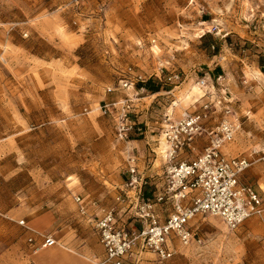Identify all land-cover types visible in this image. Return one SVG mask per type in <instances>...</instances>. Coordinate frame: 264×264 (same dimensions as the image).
<instances>
[{
  "label": "rangeland",
  "instance_id": "obj_1",
  "mask_svg": "<svg viewBox=\"0 0 264 264\" xmlns=\"http://www.w3.org/2000/svg\"><path fill=\"white\" fill-rule=\"evenodd\" d=\"M203 102H222L218 120L233 110L227 153L255 161L242 182L264 198V0H0V264H32L41 235L73 251L86 241L97 264L90 220L116 206L129 153L148 176L166 117ZM123 108L141 130L129 141ZM193 224L195 241L163 264H264V221ZM134 264L159 263L147 252Z\"/></svg>",
  "mask_w": 264,
  "mask_h": 264
},
{
  "label": "built area",
  "instance_id": "obj_2",
  "mask_svg": "<svg viewBox=\"0 0 264 264\" xmlns=\"http://www.w3.org/2000/svg\"><path fill=\"white\" fill-rule=\"evenodd\" d=\"M205 83L203 80L200 85L205 87ZM219 103L213 106L203 102L180 119L166 117L161 133L166 150H150L148 176L140 171L139 157L129 153L130 178L116 198V206L103 209L97 220H90L104 250V258L97 264H134L147 252L163 264L195 241L193 223L197 218H218L230 231L252 218L264 221L262 194L242 182L255 161L227 153L241 125L229 106L218 120ZM111 112L110 104L106 105L103 114ZM118 131L123 141L141 131L127 119L124 108ZM159 158L162 164L156 166ZM258 161L264 162V156ZM147 187L151 188L150 195ZM77 202L86 213L85 200L77 197ZM20 224L32 231L25 221ZM28 242L34 252L59 245L52 235H41L39 241L30 237Z\"/></svg>",
  "mask_w": 264,
  "mask_h": 264
},
{
  "label": "crops",
  "instance_id": "obj_3",
  "mask_svg": "<svg viewBox=\"0 0 264 264\" xmlns=\"http://www.w3.org/2000/svg\"><path fill=\"white\" fill-rule=\"evenodd\" d=\"M72 246L76 247V251L64 248L59 244L52 248L33 252L32 264H90V259L86 255L89 253L86 241H75Z\"/></svg>",
  "mask_w": 264,
  "mask_h": 264
},
{
  "label": "bare ground",
  "instance_id": "obj_4",
  "mask_svg": "<svg viewBox=\"0 0 264 264\" xmlns=\"http://www.w3.org/2000/svg\"><path fill=\"white\" fill-rule=\"evenodd\" d=\"M201 84V83H200ZM161 141H160V148H159V150H160V153H163V152H165V150H166V143H165V141H164V139L163 138H161L160 139Z\"/></svg>",
  "mask_w": 264,
  "mask_h": 264
},
{
  "label": "trees",
  "instance_id": "obj_5",
  "mask_svg": "<svg viewBox=\"0 0 264 264\" xmlns=\"http://www.w3.org/2000/svg\"><path fill=\"white\" fill-rule=\"evenodd\" d=\"M147 85H148V83H147ZM158 91H159V88H155L154 92H158Z\"/></svg>",
  "mask_w": 264,
  "mask_h": 264
}]
</instances>
